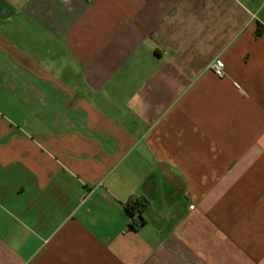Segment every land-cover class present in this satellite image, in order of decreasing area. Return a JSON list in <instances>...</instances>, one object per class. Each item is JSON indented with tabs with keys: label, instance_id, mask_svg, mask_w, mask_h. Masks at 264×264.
<instances>
[{
	"label": "crops",
	"instance_id": "obj_1",
	"mask_svg": "<svg viewBox=\"0 0 264 264\" xmlns=\"http://www.w3.org/2000/svg\"><path fill=\"white\" fill-rule=\"evenodd\" d=\"M0 264H264V0H0Z\"/></svg>",
	"mask_w": 264,
	"mask_h": 264
},
{
	"label": "built area",
	"instance_id": "obj_2",
	"mask_svg": "<svg viewBox=\"0 0 264 264\" xmlns=\"http://www.w3.org/2000/svg\"><path fill=\"white\" fill-rule=\"evenodd\" d=\"M210 68L214 71V73L219 76V77H224L226 74L225 71V62L221 58L215 59L211 64ZM134 223L136 225H139L142 223V218L138 217L137 219L134 220Z\"/></svg>",
	"mask_w": 264,
	"mask_h": 264
},
{
	"label": "trees",
	"instance_id": "obj_3",
	"mask_svg": "<svg viewBox=\"0 0 264 264\" xmlns=\"http://www.w3.org/2000/svg\"><path fill=\"white\" fill-rule=\"evenodd\" d=\"M144 204V202H143V200H140V199H134V200H132L131 202H128L127 203V209L129 210V212L131 213V215H132V223H131V226H134V217H133V215H134V213H135V211H136V209H140V207L142 206Z\"/></svg>",
	"mask_w": 264,
	"mask_h": 264
}]
</instances>
